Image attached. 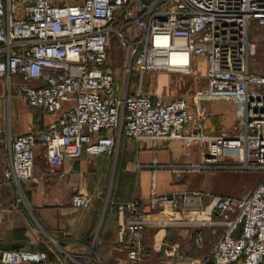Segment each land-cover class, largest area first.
I'll return each instance as SVG.
<instances>
[{"label": "built area", "instance_id": "1", "mask_svg": "<svg viewBox=\"0 0 264 264\" xmlns=\"http://www.w3.org/2000/svg\"><path fill=\"white\" fill-rule=\"evenodd\" d=\"M253 25L260 35L252 34ZM116 50L122 80L113 65ZM202 65L207 94L241 105V124L234 132L186 131L198 119L187 97L144 91L148 73L196 74ZM0 78L9 99L14 89L42 115L53 117L41 127L30 123L22 134L0 137V153L3 145L8 148L7 183L32 179L39 155L53 173L68 157L105 155L116 162L123 137L180 140L200 149L202 160L191 167L262 174L243 196L215 197V214L207 210V190L160 195L164 208L176 207V218L151 217L141 196L106 199L86 250L62 251L63 264H109L101 239L105 214L112 209L118 211L119 241L126 247L122 264H140L149 225L172 223L194 227L198 242L204 227L220 230L205 255L185 264H264V0H0ZM137 168L141 165H128V170ZM56 174L67 177L63 171ZM94 198L101 192L76 191L71 203L88 208ZM175 256H181L178 244L166 250L167 258ZM48 258L46 250L0 252L6 264H44Z\"/></svg>", "mask_w": 264, "mask_h": 264}, {"label": "crops", "instance_id": "2", "mask_svg": "<svg viewBox=\"0 0 264 264\" xmlns=\"http://www.w3.org/2000/svg\"><path fill=\"white\" fill-rule=\"evenodd\" d=\"M0 88L5 91L0 93V97L8 100V111L4 116L1 112L4 105L3 99L0 98L2 100L0 101L1 138L24 133L30 123L41 127L53 118L49 114L42 115L38 107L29 105L14 89L9 99L3 78H0ZM18 103L22 105V108ZM221 107L226 109L223 104ZM238 108L235 103L234 111ZM4 119L6 123L3 122ZM228 121L226 117L222 120L224 131H227L229 125L232 124ZM209 122L208 118L202 117L188 125L186 131L202 130L219 133V129L209 127L211 124ZM106 132L103 131V133ZM233 152L229 150L227 154L230 155ZM0 155H4V159L0 161V252L6 248L46 250L49 258L44 264H63L60 255L62 251L81 253L86 250L88 236L102 216L106 199L126 201L141 196L143 208L151 217L176 218L180 216L176 207L164 208L160 204V195H178L180 192L194 189L210 191L211 194L205 197L209 212L212 210V200L215 197L231 196L215 192L212 188H207L205 184V177L209 174L219 171V168H229L191 167V164L201 162L200 149L197 146L184 145L180 140L138 142L135 139L123 137L116 162L114 158L105 155L93 158L87 155L68 157L57 168V171L67 173L66 178L59 177L56 174L57 171L53 173L48 165L46 171L38 167L36 177L34 175L30 180L21 181L19 185L7 183L4 180L3 171L9 158L6 145L2 146ZM222 162L224 165L230 163L229 157L225 156ZM128 165L133 167L141 165V168L128 170ZM107 190L111 191L110 195L103 193ZM76 191L90 193L100 191L101 198H94L88 208H77L71 203L72 194ZM20 195L23 196L21 202L18 201ZM215 213L212 210V214ZM106 214L101 239L102 256L109 264H122L126 258V247L119 241L118 211L112 209ZM208 214L203 213L201 216L206 217L209 216ZM179 227L190 228L183 224L172 223L165 226L149 225L146 231L148 228H162L159 233L162 239L164 232L166 233L167 230L177 232ZM216 230L219 229L203 228L206 233L216 232ZM179 236L182 237V235ZM157 241L160 240L157 239ZM121 253L124 256H121ZM0 264L6 263L0 259ZM21 264L38 263L24 262Z\"/></svg>", "mask_w": 264, "mask_h": 264}, {"label": "rangeland", "instance_id": "3", "mask_svg": "<svg viewBox=\"0 0 264 264\" xmlns=\"http://www.w3.org/2000/svg\"><path fill=\"white\" fill-rule=\"evenodd\" d=\"M69 3L75 2L76 0H66ZM253 35H260L261 32L255 29L254 25L252 27ZM263 47L258 52V57L260 61H263ZM117 56L118 59L113 61L115 69H117L119 78L122 80L123 71L122 63L119 60L120 53L116 50L113 57ZM202 70L198 71L196 74H175L168 72H151L145 75L144 78V91L148 94H153L165 98L185 96L188 97L192 109L197 113L198 119L205 117L209 119L210 128L219 129V133H230L236 131L242 119V108L239 103L234 100L229 99L228 96L210 97L207 94L206 88V78L204 76V66L202 65ZM134 78H137L135 76ZM4 89L0 88V93H3ZM3 99V108L1 109L4 115L8 111V100L5 97H0ZM25 103V101L21 98ZM2 102V100H0ZM235 103L238 105V109L234 111ZM26 104V103H25ZM225 105V108L221 106ZM20 108L22 105L18 103ZM27 105V104H26ZM12 111L14 112L13 105ZM228 109V110H227ZM223 110V111H220ZM229 110H231L229 112ZM11 111V113H12ZM5 116V115H4ZM228 118L229 125L227 131L223 130L222 120ZM6 123V120L3 121ZM15 118L13 116V123ZM4 159V155H0V161ZM41 167L45 171L47 170L48 164L44 157L39 156L36 159V169L35 177L37 176V168ZM220 169V170H219ZM219 171L209 174L205 177V184L207 188H212L215 192L231 195L234 197L243 196L248 193L255 185L259 182L261 172L254 169H224L219 168ZM206 173V172H205ZM208 173V172H207ZM262 175V174H261ZM196 181V180H195ZM194 184V183H193ZM201 185L203 183H200ZM104 194H111V191H103ZM170 195V194H168ZM109 214V213H108ZM162 229V228H160ZM159 228H148L146 231V249L144 257L140 264H185L186 260L192 257H202L205 255L213 246L216 238L220 234V230L216 232L203 231V240H196V229L192 227H179L177 232L172 230H167L164 232V237L160 239L161 235ZM179 235H182L179 236ZM160 240V241H157ZM156 241V242H155ZM158 242V243H157ZM162 242V243H161ZM156 243V245H155ZM160 247H158V245ZM173 244L179 245V251L181 256H176L174 258L168 259L166 257V250ZM122 254V255H121ZM121 256H124L121 253ZM193 255V256H190ZM117 264V263H113Z\"/></svg>", "mask_w": 264, "mask_h": 264}, {"label": "trees", "instance_id": "4", "mask_svg": "<svg viewBox=\"0 0 264 264\" xmlns=\"http://www.w3.org/2000/svg\"><path fill=\"white\" fill-rule=\"evenodd\" d=\"M119 51V50H118ZM120 53V52H119ZM108 211H110V210H108ZM106 216H107V214H106ZM105 219H106V217H105ZM190 259V258H189Z\"/></svg>", "mask_w": 264, "mask_h": 264}]
</instances>
